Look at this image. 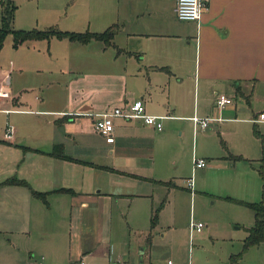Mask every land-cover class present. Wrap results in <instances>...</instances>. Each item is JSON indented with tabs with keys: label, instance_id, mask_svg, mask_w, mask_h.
I'll return each instance as SVG.
<instances>
[{
	"label": "crops",
	"instance_id": "obj_1",
	"mask_svg": "<svg viewBox=\"0 0 264 264\" xmlns=\"http://www.w3.org/2000/svg\"><path fill=\"white\" fill-rule=\"evenodd\" d=\"M46 3L49 12L66 6L67 29L113 27L114 36L108 45L25 41L0 66V87L8 93L0 97V113L13 128L6 139L0 127V264H195L191 241L202 230L191 233L188 224L192 261L179 262L175 229L159 222L171 190L191 196L199 176L219 167L202 157L207 166L193 170L200 175L192 178V190L185 182L191 177L180 176L198 158L199 136L213 126H240L227 146L222 141L221 157L233 169L244 160L253 187L258 182L264 123L252 119L264 111V0H205L198 22L178 20L175 0ZM217 94L232 103L218 109ZM136 99L146 113L165 117L162 130L114 118V141L107 143L93 128L95 114ZM194 115L222 119L201 130ZM57 145L65 159L49 154ZM246 228L223 246V264L241 251ZM242 260L264 264V242L249 247Z\"/></svg>",
	"mask_w": 264,
	"mask_h": 264
},
{
	"label": "rangeland",
	"instance_id": "obj_2",
	"mask_svg": "<svg viewBox=\"0 0 264 264\" xmlns=\"http://www.w3.org/2000/svg\"><path fill=\"white\" fill-rule=\"evenodd\" d=\"M7 1L0 0V25L1 5ZM48 1L52 0H13L16 8L11 27L15 30H29L54 26L61 30L93 31L85 27L67 29V25L63 22L67 12L66 6L54 12H49L46 7ZM12 47V38L9 34L4 38L0 49V66L3 67L9 62L13 52ZM9 126L12 125L8 121L7 114L0 113V127L5 131L6 127ZM259 126L261 129L264 128V125ZM236 130H240V126H222L220 129L213 126L206 134L199 136L196 156L198 158H212L213 161H217L219 167L212 168L206 178L199 176V170L193 172L192 165L189 168L184 167L180 172V176H190L192 178H195V174L199 176V182L193 187L195 191L190 196L187 189L177 187L171 190L167 196L166 202L168 201L169 206L166 213L162 214L159 223L165 229L167 226L174 227L173 243L179 253L177 257L179 262H187L188 259L192 261L191 254H193V263L195 264H223L219 254L225 243L230 240L238 241L239 238L244 236V228L251 227L254 224L253 214L243 202H258L261 199L262 178L257 172L256 179H258V182L253 187L252 178L245 171L246 162L244 160L239 161L238 167L233 169L231 166L226 167L224 159L221 157L226 152L227 140L229 141ZM251 131L255 135L252 125ZM184 146L190 150L191 140L189 135L184 138ZM211 163L212 161L209 160L208 164L211 165ZM146 203L147 206H150L149 199L146 200ZM157 206L158 203L154 208ZM120 208L126 212L128 205L126 202H122ZM165 214L167 217H165ZM173 214L175 218L170 217ZM191 221L202 223L203 228L202 233L195 235L191 241L192 252L190 254L187 249L190 247L188 224ZM172 257L174 259V256ZM241 264H243V260Z\"/></svg>",
	"mask_w": 264,
	"mask_h": 264
},
{
	"label": "built area",
	"instance_id": "obj_3",
	"mask_svg": "<svg viewBox=\"0 0 264 264\" xmlns=\"http://www.w3.org/2000/svg\"><path fill=\"white\" fill-rule=\"evenodd\" d=\"M205 8V0H175L174 13L180 21H194L198 22L201 17V13ZM7 91H2L0 87V97L7 96ZM232 103V98L227 97L224 94H217L214 99V104L218 109L224 108L226 105ZM114 118H121L123 120L137 119L143 124L154 128L157 131L162 130L163 116L150 115L146 113L143 101L136 99L125 107H113L111 110L104 113L95 114L93 119L94 130L105 138L107 143H113L114 141ZM221 117H198L193 116L191 120L194 128L204 130L209 127V123L212 121H220ZM255 123H264V111L258 113L253 119ZM13 135V128L11 126L6 127L4 136L6 139H10ZM207 166V160L204 158H193V170L201 169ZM186 185L192 190L193 179L192 177L187 179ZM203 228V224L200 222L191 221L189 229L192 232H200ZM42 259V258H41ZM36 264H42L41 260ZM77 264H85L84 261H80ZM111 264H125L121 261H116ZM166 264H172V260L168 259Z\"/></svg>",
	"mask_w": 264,
	"mask_h": 264
},
{
	"label": "trees",
	"instance_id": "obj_4",
	"mask_svg": "<svg viewBox=\"0 0 264 264\" xmlns=\"http://www.w3.org/2000/svg\"><path fill=\"white\" fill-rule=\"evenodd\" d=\"M1 25H0V49L3 45L4 38L10 34L12 36L13 47H17L19 44L25 41L31 40H49L51 37H56L59 39L66 38L71 41H76L80 43H87L91 40L103 41L106 45L111 43L114 36L113 27H109L102 32H72V31H62L55 27H48L46 29H29V30H15L11 27V23L14 16V11L16 6L13 4V0H8L5 4L1 5ZM255 135L259 136V133L254 129ZM54 157L65 159L66 156L63 153L62 147L60 145L54 146L49 153ZM260 165L258 167V172L263 180L261 199L258 202H243L254 215V224L251 227L246 228V236L243 239L242 249L236 254H232L229 257L228 264H240V259L243 252H245L249 247L257 245L264 242V144L262 142V157L260 160ZM168 184V182H162ZM16 183L24 184L23 181H18ZM68 191V190H65ZM35 196L45 198V193L33 191ZM159 208L153 211L151 217V224L154 225L156 221V216Z\"/></svg>",
	"mask_w": 264,
	"mask_h": 264
}]
</instances>
